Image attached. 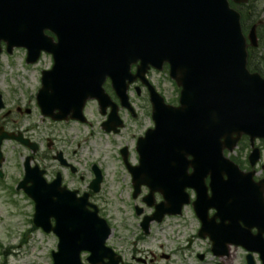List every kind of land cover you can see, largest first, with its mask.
I'll return each mask as SVG.
<instances>
[{
	"label": "water",
	"instance_id": "water-1",
	"mask_svg": "<svg viewBox=\"0 0 264 264\" xmlns=\"http://www.w3.org/2000/svg\"><path fill=\"white\" fill-rule=\"evenodd\" d=\"M230 1L0 0V55L3 42L10 53L26 49L29 64L43 52L54 53L55 65L43 72L38 98L43 113L57 119L79 116L86 101L97 96V81L108 75L120 84L132 78L133 63L140 62L138 76L168 63L171 78L181 88L180 104H164L153 92L156 128L139 143L140 165L131 170L134 197L141 184L151 189L149 204L153 193L160 191L165 201L153 218L161 220L164 213H180L190 202L185 188H195L198 197L193 206L203 230L210 233V222L218 217L227 222L223 234H212L214 248L244 245L259 251L264 264V195L257 194L252 183L240 181L243 172L225 155L247 136L255 165L261 158L256 141H264V78L247 66V41L258 44L256 27L247 37L241 15ZM10 136L0 130V167L5 160L2 142ZM17 139L31 145L27 139ZM26 167L20 189L36 203L34 223L59 236L54 264H84L82 251L91 253L90 264H119L121 257L106 245L111 228L95 205L91 204L95 211H88L87 196L78 198L59 181L46 185L38 167L30 169L29 161ZM205 176L211 177L212 195ZM210 208L217 210L213 218L207 214ZM51 218L56 220L54 227ZM241 221L259 232L246 234Z\"/></svg>",
	"mask_w": 264,
	"mask_h": 264
},
{
	"label": "flooded vegetation",
	"instance_id": "flooded-vegetation-1",
	"mask_svg": "<svg viewBox=\"0 0 264 264\" xmlns=\"http://www.w3.org/2000/svg\"><path fill=\"white\" fill-rule=\"evenodd\" d=\"M260 0H255V7L259 11L257 3ZM242 14L243 28L247 33L253 27H256L255 31L258 34V45L257 47L250 46V53L254 55L255 60L249 62L250 69L253 72H259L264 77V42H262V30L261 24L264 20L254 22L251 19V9L246 12L244 5L234 4ZM48 37H52L58 41L56 35L51 31L47 32ZM3 55L9 58H13L18 51L15 49L13 54L6 51V45L3 43ZM44 58L48 60V64L45 68L40 69V75L38 76V87L23 94L22 97H15L12 94L11 98H6L3 93L0 92V130L3 133L10 134V137L3 139L2 151L8 149L7 144L17 145L21 150L26 151L24 157L23 169H21V174L18 179L13 181L11 185L6 182L5 170L3 164L1 165L0 181L6 182L3 191L5 193H17L19 195H26L23 188L20 189V184L24 180L26 175V162L29 161V167L40 168L42 173V178L46 185L53 184L55 181L60 182V187L68 189L71 192H76L78 197L87 196L89 204L95 205L98 210L100 217L105 218L111 227V235L107 240V245H109L117 255L122 257V261L119 264H124V255L118 248L116 244H110L111 240L117 234V223L115 221V214L108 215L105 213L103 207H101L99 198V193L104 188L106 184L105 167L101 163V160L87 161L78 157L77 148L81 146L80 142H76L81 135L76 133L72 136V142L75 146L71 148L68 141L65 143H59V136L55 135L54 132L49 136L44 138L36 137L27 128H23L22 123L17 121L16 117L24 115V117H29L35 111L42 116V121L49 123L50 127H56L59 129H71V130H82V133L88 134L89 138L96 139L97 134L106 138L109 143H112V147L109 150H104L105 156L112 155L111 157L121 165L128 174L130 178L129 185L132 188L131 197L134 200H140L145 208L135 203L131 205L133 209V215L138 220V223H134L138 235H136V241L141 240L142 242L147 241L152 229L155 225H163L169 223L168 228L172 230V235H168L167 241L173 243V249L170 251L162 250L158 254L156 251L145 252L147 255H142L140 250L138 251L133 247V257L131 255L130 264H146L148 259L150 262L157 260L161 264H185L186 258H191L195 264H233V261H238L240 264H251L248 261V255H251V260L253 264H262L260 261V254L256 251L250 252L246 250L243 246L231 245L228 247L227 251H224L222 247L218 249L214 248V240H212V234H219L221 230V219L218 218L214 222H210L215 230L205 232L203 230V222L200 217L197 216L194 206L192 203L197 197V191L195 188L186 187L185 193L189 195L191 199L190 205H188L183 213L179 216L178 214H165L161 217V220L150 218L156 211V206L163 202L164 196L162 193H153L152 201L153 204H147L149 188L146 185H142L140 188L139 195L133 196L134 192V175L131 170L133 167L140 164V152L138 151V146L140 141L143 140L145 134L155 128V121L153 116L154 104L152 101L153 90L158 92L164 100L168 101V92L165 88L166 81L163 75L167 74L169 79V65L165 64L163 70H158L156 68H148L143 76H137L138 67L140 63H135L131 66L132 78L123 79L120 84H115L113 79L108 76L103 80V85L101 87L103 90L97 92V96L88 100L85 104L84 117L85 120L81 119H71L70 117L64 118L62 120H56L54 118L43 117L41 109L39 108L37 94L41 89L42 81V71H50L55 62L53 52L45 53ZM43 58V57H42ZM25 62V60H24ZM1 64V61H0ZM26 64V63H25ZM27 65V64H26ZM38 65V64H37ZM1 67V65H0ZM35 67V66H32ZM162 77L164 80H162ZM170 80V79H169ZM171 81V80H170ZM99 83V82H98ZM97 83V88L99 89V84ZM171 83V82H170ZM180 91V90H179ZM125 100L122 99V95ZM99 95V96H98ZM179 98L176 100L177 105ZM92 105H95L96 112L99 113V120H94L92 118L93 113H89V109ZM58 111V109H57ZM86 131H85V130ZM22 137L23 139L29 140L30 144H25L17 139V137ZM256 145L261 149L260 160L252 165L250 161V153L252 152V146L250 145V138L244 136L238 142V149L245 150L244 154H239L237 157H232L233 161L243 172V177L240 181L251 183L254 186V191L258 193H263L264 195V162L263 152H264V141H257ZM17 150L16 155L19 154ZM99 150V149H98ZM235 152V151H234ZM114 153V154H112ZM4 156V155H3ZM189 160L192 157H188ZM5 162V161H4ZM193 169L189 168L188 172L191 174ZM252 174L251 177L248 175ZM100 179H99V178ZM210 176H205L204 183H206L209 189L208 194L211 195L210 188ZM31 185L27 183V187ZM95 188H99V192H95ZM124 202V198L120 200ZM88 206V211H95L94 207ZM191 211V218L195 221V231L193 234L186 235L185 241H181L180 238H184L185 231L182 227H191L190 219L185 218L187 211ZM141 211V214H139ZM216 214V209H209L208 216L212 217ZM182 222L185 224L183 225ZM227 223V222H226ZM244 222L241 221L243 230L248 232L249 228L246 227ZM210 227V228H212ZM165 229V228H164ZM251 234H256L258 232L257 227L250 229ZM52 234V233H49ZM264 237V235H263ZM223 237L221 236V240ZM148 242V241H147ZM133 244H131L132 246ZM165 245L160 246L162 249ZM131 251V249H130ZM86 255V254H85ZM187 258V259H188Z\"/></svg>",
	"mask_w": 264,
	"mask_h": 264
},
{
	"label": "rangeland",
	"instance_id": "rangeland-1",
	"mask_svg": "<svg viewBox=\"0 0 264 264\" xmlns=\"http://www.w3.org/2000/svg\"><path fill=\"white\" fill-rule=\"evenodd\" d=\"M261 3L257 5L261 8L264 7V0H260ZM260 10V8H259ZM263 42V41H262ZM27 53L23 49H19L13 58L4 56L1 60L0 67V92L5 95L6 98H11L12 94L15 97H22L23 94L32 92V90L38 87V76L40 75V69L47 66L48 60L42 58L37 66L32 67L25 64L24 60ZM165 78V80L163 79ZM162 80L166 81L165 88L168 92V102L177 105L176 100L179 96V92L176 89L174 83L167 78V74L163 75ZM171 82V83H170ZM95 105H92L89 109V113H93L92 118L99 120L100 115L96 112ZM17 121L22 123L23 128L31 130L35 138H44L54 132L59 136V143H65L68 141L72 148L75 143L72 142V136L76 135L77 131L81 135V138L76 140L80 142L81 146L77 148L78 157L92 161L101 160V163L105 167L106 184L99 193L101 199V207L108 215L115 214V221L117 227V234L111 240L110 244H116L122 254L124 255L125 263L130 264V258L133 254V247L140 250L142 255H147L145 252L156 251L158 254L162 250L170 251L173 249V243L167 241L168 235H172V230L168 228L169 223L163 225H155L152 229L147 241H136V227L134 223H138V220L133 215V209L131 205H136L145 208L140 200H134L131 197L132 188L129 185L130 178L126 174L125 170L117 163L110 155L105 156L104 150H109L112 147V143L97 134V138H89L88 134L82 133V130L71 129H59L56 127L51 128L49 123L42 121V116L38 112H34L29 117L20 115L16 117ZM85 130V129H84ZM86 131V130H85ZM8 149L5 148L3 155L5 162L3 168L5 170L6 182L8 185L13 184L14 181L20 177L21 169H23L24 157L26 151L21 150L17 145L7 144ZM19 154L16 155L17 150ZM99 149V150H98ZM239 154H244L245 150L238 149L233 153H229V157H237ZM114 154V153H112ZM264 162V152H263ZM6 182H1L2 187L6 186ZM0 186V264H52L53 259L51 254L56 250V243L58 239L53 234L44 233L41 229L33 225L34 216V202L26 195H19L17 193H5ZM124 198V202H121ZM185 218H189L191 221V227H182L185 231L184 238H180L181 241H185L186 235L193 234L195 231V221L191 218V211H187ZM182 224L184 225L185 222ZM165 228V229H164ZM131 244H133L131 246ZM165 245L162 249L160 246ZM131 249V251H130ZM133 257V255H132ZM153 258V257H152ZM151 258V259H152ZM188 258V257H187ZM186 258L185 264H195L191 258ZM148 259L146 264H161L156 260L151 261ZM83 260L86 264V257L83 256ZM233 264H240L238 261H233ZM137 264V263H135ZM142 264V263H141Z\"/></svg>",
	"mask_w": 264,
	"mask_h": 264
},
{
	"label": "trees",
	"instance_id": "trees-1",
	"mask_svg": "<svg viewBox=\"0 0 264 264\" xmlns=\"http://www.w3.org/2000/svg\"><path fill=\"white\" fill-rule=\"evenodd\" d=\"M244 8H245V11H246V12H248V11L251 9V12H252L251 19H252L254 22H256V21H260L262 15H264V7H263V8L260 7V10H259V11H257V8L254 7V5H252V4L244 5ZM262 20H264V18H262ZM260 26H261V30H262V32H263V33H262V41L264 42V21H263V23H262ZM257 56H258V55H257ZM257 56L254 57V55L251 54L249 62L255 60V58H257Z\"/></svg>",
	"mask_w": 264,
	"mask_h": 264
}]
</instances>
